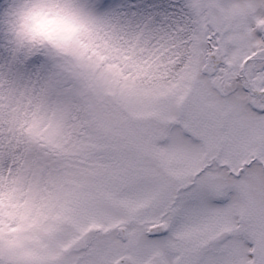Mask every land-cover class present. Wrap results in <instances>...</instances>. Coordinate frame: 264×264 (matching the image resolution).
I'll list each match as a JSON object with an SVG mask.
<instances>
[{"label": "snow or ice", "instance_id": "snow-or-ice-1", "mask_svg": "<svg viewBox=\"0 0 264 264\" xmlns=\"http://www.w3.org/2000/svg\"><path fill=\"white\" fill-rule=\"evenodd\" d=\"M0 264H264V0H0Z\"/></svg>", "mask_w": 264, "mask_h": 264}]
</instances>
